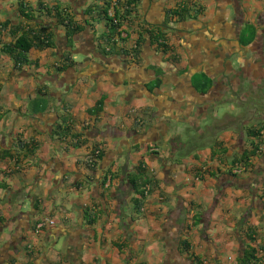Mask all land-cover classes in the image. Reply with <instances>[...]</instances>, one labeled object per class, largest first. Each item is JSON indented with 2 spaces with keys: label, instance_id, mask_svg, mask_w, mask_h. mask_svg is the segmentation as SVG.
Listing matches in <instances>:
<instances>
[{
  "label": "crops",
  "instance_id": "obj_1",
  "mask_svg": "<svg viewBox=\"0 0 264 264\" xmlns=\"http://www.w3.org/2000/svg\"><path fill=\"white\" fill-rule=\"evenodd\" d=\"M40 1L69 9L85 30L70 38L53 23L54 48L33 50L38 67L21 71L2 53L12 36L0 35V154L18 138L38 145L20 173L0 159V264H236L249 228L263 246L264 153L243 176L230 168L249 152V131L264 127V0H118L134 3L110 47L107 23L87 16L102 0H26ZM181 6L182 22L171 15ZM6 22H23L19 0H0ZM160 32L168 53L149 36ZM141 36L140 57L126 54ZM67 117L86 144L55 135ZM141 163L154 185L138 217L129 178ZM45 218L56 225L34 235Z\"/></svg>",
  "mask_w": 264,
  "mask_h": 264
},
{
  "label": "trees",
  "instance_id": "obj_2",
  "mask_svg": "<svg viewBox=\"0 0 264 264\" xmlns=\"http://www.w3.org/2000/svg\"><path fill=\"white\" fill-rule=\"evenodd\" d=\"M103 7L93 6L88 10L87 16L92 17V19H101L107 23L108 32L103 34L101 39L105 44V47L115 46V38L119 36L121 38L122 32V22L121 20H126L131 15L132 5L134 2H129L123 8L120 9L119 2L114 3V0H102ZM184 7H179L177 10L171 12L173 17H176L181 22L184 21L189 14L190 10ZM113 10L114 13L111 14ZM98 12V13H97ZM19 14L23 19V22L15 26L11 22L0 23V35L4 33H9L13 41L10 43H4L2 46V53L9 57L15 64V69L21 71L26 67H38L37 62L31 60V52L33 50L44 51L54 48V39L56 36L55 30L51 27L53 23L57 24V27H62L65 29L68 37L72 38L85 29L84 27L77 23L74 20L72 12L62 6H49L48 4L40 1L36 6L30 5L26 0H19ZM97 16V17H94ZM250 40L251 43L255 40L257 32L254 29H250ZM151 39L159 42L161 49L164 52L168 53L171 51L168 40L165 39L164 35L160 32L158 34L149 33ZM141 41L136 44L134 50L126 52V54L131 55L132 57H140V48L142 47L143 41L145 38L141 36ZM121 40V39H120ZM250 43V42H249ZM105 55H110L111 53L104 48ZM68 65L73 64V61H67ZM66 64L59 66L57 70L61 73L65 71ZM161 84V81L157 85ZM210 85V82L207 86ZM1 92V88H0ZM105 99L100 100L97 105L89 111L90 115L99 116L104 109ZM67 110V108H66ZM1 118V117H0ZM70 118L67 117L63 120V124H60L57 127V132L55 135L60 138L61 141L70 137L71 140L78 146L86 144L85 141H82L80 134H72L73 130L69 125ZM264 127L259 129H253L249 131V137L251 138L250 150L247 152L244 157L235 161L234 165H241L246 167L249 171L253 167V159L262 155L261 146L264 143V137L262 132ZM103 147L101 145L96 146L95 149L89 156V160L93 163H89L90 167H94L98 161L104 156ZM38 145L35 143H27L18 138L14 144V147L10 151H6L0 154V159H10L15 162V172L20 173L24 170V162L27 159L33 158L36 156V150ZM231 169V168H230ZM253 170V169H252ZM12 172L6 173V177L12 176ZM230 174H232L230 170ZM135 193L136 198L133 200L135 211L138 217L143 216V211L145 209L146 201L153 189L154 179L149 174V170L145 163H141L136 173L130 176L129 178ZM1 190L8 189L6 186H1ZM264 206V200H263ZM90 214V213H89ZM88 221L90 225L96 223V218L91 214L88 215ZM3 220L0 219V225L3 224ZM197 224V221H193L192 226L194 227ZM192 226H188V230L192 229ZM243 239L244 250L242 255L237 258L236 264H261L264 260V240L263 246H253L258 240V235L253 228H249L244 235ZM183 248L185 251L189 252L190 245L187 242H183ZM196 258V257H195ZM197 264H205L200 259H195Z\"/></svg>",
  "mask_w": 264,
  "mask_h": 264
},
{
  "label": "built area",
  "instance_id": "obj_3",
  "mask_svg": "<svg viewBox=\"0 0 264 264\" xmlns=\"http://www.w3.org/2000/svg\"><path fill=\"white\" fill-rule=\"evenodd\" d=\"M118 2V0H114V3ZM262 135L264 137V131L262 132ZM101 150L103 149V147L100 148ZM155 152V150H153V153ZM261 153H264V143L261 146ZM89 163H93L91 160H89ZM231 172L232 174H234L235 176H243L246 173L249 172V170L246 167H243L241 165H233L231 167ZM145 211V209L143 210ZM56 225V222L52 219H40L37 222H35V225L33 227V234L38 236L39 234H41L43 231H45L47 228H51L54 227ZM29 249H32V245L28 244Z\"/></svg>",
  "mask_w": 264,
  "mask_h": 264
},
{
  "label": "rangeland",
  "instance_id": "obj_4",
  "mask_svg": "<svg viewBox=\"0 0 264 264\" xmlns=\"http://www.w3.org/2000/svg\"><path fill=\"white\" fill-rule=\"evenodd\" d=\"M250 30L249 29H245V31H244V33H243V35H250ZM257 37V36H256ZM251 38V37H250ZM252 39V38H251ZM249 42H251V40H249ZM254 42V41H253ZM255 103V101H252V102H250V105H247V107H250L251 109L253 108V104ZM260 112L263 114V112H264V110L263 109H261L260 110ZM264 115V114H263ZM221 118V117H220ZM224 119L226 120H223V121H225V123L227 122V119L224 117ZM222 121V122H223Z\"/></svg>",
  "mask_w": 264,
  "mask_h": 264
},
{
  "label": "flooded vegetation",
  "instance_id": "obj_5",
  "mask_svg": "<svg viewBox=\"0 0 264 264\" xmlns=\"http://www.w3.org/2000/svg\"><path fill=\"white\" fill-rule=\"evenodd\" d=\"M264 32V31H263ZM264 34V33H263ZM262 34V38H263V40H261L262 42L264 41V35ZM261 109H264V103H263V108H261Z\"/></svg>",
  "mask_w": 264,
  "mask_h": 264
}]
</instances>
